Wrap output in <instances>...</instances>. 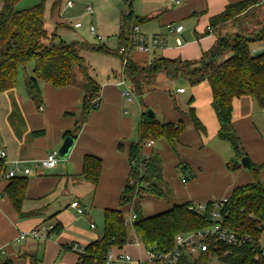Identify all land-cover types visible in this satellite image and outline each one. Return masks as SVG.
Returning <instances> with one entry per match:
<instances>
[{"label":"crops","instance_id":"obj_1","mask_svg":"<svg viewBox=\"0 0 264 264\" xmlns=\"http://www.w3.org/2000/svg\"><path fill=\"white\" fill-rule=\"evenodd\" d=\"M132 1L136 15L144 20L140 27L146 36L165 35L161 33L160 28L175 24L173 21L175 15L195 17L204 15L208 31L198 34L197 42L200 43L207 38L213 40L209 47H201L199 55L193 58L182 53L174 55L166 53L172 49L167 47L169 40L150 51L149 53H152L150 58L148 52H137L139 53L137 57L134 54L136 61L150 64L159 57L198 59L219 36L216 28H209V19L221 13L228 4L241 0H183L179 6H173L168 1L173 8L172 11L157 7L155 0H144V9V6L141 9L134 3L136 0ZM1 7L0 0V10ZM153 21L159 22V30L153 31L150 35L146 31L143 32L142 28ZM184 31L185 28L180 35ZM186 45L187 43L177 46L175 42L174 48L182 50ZM140 54L142 56H139ZM32 73L33 67L28 66L27 74ZM158 75L154 82L143 83L142 100L144 95L146 101L145 103L140 101L138 107H131L129 103L134 100L129 101L123 96L124 85L120 84L123 79L119 73H114L112 79L108 76L107 81L100 85L99 107L90 112L88 120L80 129L77 128V124L83 111L84 98L81 88L76 86L59 88L40 80L42 98L40 104H37L29 95L25 74L22 72L18 85L0 94V145L7 151L5 162L8 163L7 166H12L13 161L19 160L22 167L30 169L28 174L21 175L27 177L28 186L20 210L14 206L6 193L11 180L0 178V263L10 259L14 264H30L31 256H35L39 259L37 264H77L80 252L71 245L76 243L84 249L102 236L99 230L100 225L102 232L104 229L105 208H121L122 211L125 206L134 208L132 203L120 206V196L131 169L129 148L132 142L138 141L137 138H133V134L137 129L139 132L143 113H148L149 110L162 121H184L185 129L177 143L181 148V157L175 159V164L178 162L177 166L184 164L183 169L189 173L190 178H182L181 182L184 184L180 186L184 189L183 192L172 197V189L169 188L161 156L164 152L155 148L156 142L152 147L144 148L145 152L154 151L162 160L163 190L166 195L157 196L164 202H159L154 211L145 213L144 216L168 210L176 204L185 202L201 205L209 201L222 200L230 197L237 186L253 181L248 167L241 165L237 169H231L228 166L234 158V152L230 143L218 136L219 121L212 107V91L208 82L203 81L195 86L194 95L191 96L194 99L192 105L206 126L207 133L204 135L195 129L192 119L186 113L191 97L188 102L180 100V96L187 92L183 86L177 85L176 81L180 78L172 80L164 73ZM126 82L132 89L134 97L138 96L130 79ZM179 88H184V92H178ZM150 107L153 110L149 109ZM232 125L242 140L250 162L262 165L260 181L264 186V107L251 96L235 98ZM36 131L42 133L34 134ZM67 131H72L76 135L75 137L67 135L74 138L68 156L65 158L59 156L60 160L53 168L35 165L33 160L44 158L53 151L58 152L67 137L65 136ZM160 142L165 147L167 141ZM87 154L96 155L103 162L96 186L81 177L83 158ZM172 184L175 187L173 182ZM73 202H78L84 210L83 213L72 206ZM31 212L35 214H30ZM42 223L53 226L60 224L62 230L50 234L45 240L18 239L21 231H28ZM92 223L95 227L91 226ZM127 233L129 243L122 249L114 247L112 250L115 254L119 252L130 254L132 260L113 264H155L149 260L147 249L134 227L131 231L127 230Z\"/></svg>","mask_w":264,"mask_h":264},{"label":"trees","instance_id":"obj_2","mask_svg":"<svg viewBox=\"0 0 264 264\" xmlns=\"http://www.w3.org/2000/svg\"><path fill=\"white\" fill-rule=\"evenodd\" d=\"M21 0H1L0 10V94L14 88L19 83L20 72L25 74V83L29 95L40 104L42 91L40 80L49 82L56 87L76 86L84 92L83 111L77 124L80 127L88 120L92 110L100 105V84L92 76L90 65L79 53L76 43H68L59 39L54 32L46 27L45 0L27 8L16 9ZM128 9L121 16V32L117 53L120 50L133 48L131 29L143 23L134 11L132 0H125ZM262 0H241L228 4L225 9L209 19V27L216 28L229 21L236 23L253 17L256 8ZM247 30V29H246ZM264 42V26L255 33L238 36L232 41L225 36H218L214 44L204 51L198 59L183 60L181 58L159 57L154 59L147 68L139 67L131 58L124 65V74L131 81H136V92L141 95L144 85L141 84V73H164L169 79L187 80L191 85L207 81L212 91V107L219 121L218 136L230 143L234 158L228 163L231 169L241 166V159L248 157L242 140L232 125L233 101L241 96H251L260 106L264 107V51L253 52V43ZM99 49H102L101 47ZM230 55L225 57L226 54ZM123 60V59H122ZM32 64L33 73L27 74L28 66ZM147 75V76H146ZM193 97L189 100L186 113L193 121L195 129L200 134H206V126L198 117L192 105ZM185 129L184 121L168 122L143 113L139 126V140L132 142L129 148L130 173L125 188L120 196V206L135 202L136 219L133 227L146 249L169 251L173 248L178 234L195 231L213 224L210 210L213 201L207 202L208 211L198 214L191 211V202L176 204L172 208L149 216L142 215L141 200L148 194L166 196L163 190L162 160L154 151H150L146 169L141 171L144 162L145 149L142 144L146 140H166L176 151L177 143ZM42 133L36 131L34 134ZM74 132L67 131L65 136ZM102 159L93 154L83 158L81 177L93 186L98 184ZM253 181L234 188L227 203L220 210V223L236 233H250L259 236L264 231V186L260 181L262 165L250 162ZM8 166L0 160V178L7 172ZM11 183L6 193L14 206L20 210L25 198L28 179L25 176L10 178ZM135 180L137 185H131ZM149 181V186L143 182ZM168 187L167 185H165ZM30 214H35L31 212ZM104 231L95 241L84 247L80 252L77 264H106L107 254L114 247L122 249L129 243L126 221L121 208H105L103 210ZM62 230L60 224L55 225L52 233ZM210 243L208 251L202 253L194 261L184 257L177 264H208L211 253H217L221 261L228 264H264V260L255 261L250 246L233 250L232 254L222 255L226 246ZM39 259L31 256L30 264H37ZM0 264H14L10 259Z\"/></svg>","mask_w":264,"mask_h":264},{"label":"rangeland","instance_id":"obj_3","mask_svg":"<svg viewBox=\"0 0 264 264\" xmlns=\"http://www.w3.org/2000/svg\"><path fill=\"white\" fill-rule=\"evenodd\" d=\"M67 1L69 0H45V18H46V27L49 32H54L58 35L59 39L64 40L68 43H76L78 46L79 53L87 60L90 65L92 76L98 81L101 85L102 83L107 81L108 76L113 78L114 73L118 74L122 77V79H130L127 78L124 74V65L122 57L117 53L120 41V32H121V16L122 13L128 9V4L125 0H70L74 2L72 7L67 6ZM129 1V0H128ZM157 3V7H164L168 11H172V6L168 3L169 0H155ZM41 2V0H21L16 9H23L27 7H31L37 3ZM135 4L139 5L142 9L145 8L144 0H136ZM92 5L94 7V14H90L87 12V6ZM168 5V6H167ZM136 6V5H135ZM154 7V6H153ZM153 9V8H152ZM172 21V20H171ZM175 24H183L185 31L180 38L183 43L186 44V47L182 50L174 48L177 35L171 33L167 27L160 28L161 33L163 32L165 36H168V46L171 47V50H168V54H181L189 57H197L200 52V48H207L212 43V38H207L200 43L197 42L196 36L198 34H204L208 30L206 17L200 16H181L175 15L173 19ZM75 23H81V27H75ZM94 26L96 29V34H92L90 32V27ZM264 26V0L260 2L256 8L255 15L251 18L244 20L240 23H236L234 21H229L224 25H219L216 27V31L219 36H225L229 38L231 41L236 39L238 36H247L251 35V33H255L260 30ZM247 29V30H246ZM143 32L146 31L147 34H152L153 31L159 30V22L153 21L147 24L142 28ZM207 30V31H206ZM97 36H100L99 40ZM102 49H99V48ZM166 47V46H165ZM253 52L258 53L260 51H264V42H257L252 44ZM255 47V48H254ZM149 53V52H148ZM135 56L139 53L133 52L130 55V58L141 68H147L150 64L142 63L141 61H136L134 59ZM150 56L152 53L148 54ZM230 55L226 54L225 57ZM139 56H142L140 54ZM137 57V56H136ZM154 61V60H153ZM31 68V64L29 65ZM122 68V70H121ZM121 71V72H120ZM141 73V84L144 82L151 83L154 82V78H158V74L154 72H149L148 76L146 69L144 71H140ZM19 78H22V72H20ZM148 78V79H147ZM22 80V79H21ZM131 81V80H130ZM177 85H181L186 89V94L184 96H180V100H186L188 102L189 98L194 95V87L198 86L202 82L191 85L187 80L180 78L176 81ZM128 84V83H127ZM131 85L134 88V92H136V81H131ZM160 87V83L158 84ZM165 89V87H162ZM133 102L129 103L131 107H138L140 101H146V96L142 94L135 96L133 98ZM183 103V102H182ZM149 109H152L151 107ZM148 109V110H149ZM147 110V111H148ZM153 110V109H152ZM140 115V113H139ZM135 134H133V138L139 140V132L138 129L135 130ZM164 139L156 140L155 148L159 149L161 152V156L163 159V163L165 166V171L167 176V181L169 182V188L172 189V197L175 194H179L183 192V188L180 186L183 185L182 178L188 177L189 173L183 169L184 164L177 166L175 164V159H179L181 157L180 146L177 145L176 151L170 146L168 142H166L165 147H163V143L160 142ZM178 173V174H177ZM179 175V176H178ZM190 176V175H189ZM190 178V177H188ZM172 181L175 184H172ZM159 202H164L162 198H159L153 194H149L146 198H143L140 202L142 215L145 213L154 211L158 207ZM132 206H135V202H132ZM134 209V208H133ZM133 209L129 206H125L123 208V214L126 221L127 230L131 231L133 227ZM135 210V209H134ZM100 233L103 234L101 225H100ZM104 231V229H103ZM208 264H228L221 261L219 255L217 253H211Z\"/></svg>","mask_w":264,"mask_h":264},{"label":"built area","instance_id":"obj_4","mask_svg":"<svg viewBox=\"0 0 264 264\" xmlns=\"http://www.w3.org/2000/svg\"><path fill=\"white\" fill-rule=\"evenodd\" d=\"M171 5L179 6L183 3V0H169ZM67 6L72 7L74 5L73 1H67ZM87 12L90 14H94V7L90 4L87 6ZM75 27H81V23H75ZM210 28V27H209ZM167 29L175 34L180 35L184 26L182 24H168ZM90 32L92 34H96V29L94 26L90 27ZM131 39L134 40L133 48H125L123 47L120 50L123 59V65H126L128 59L132 52H150L160 46H162L165 42L168 41V36L154 34L152 36H146L142 33L140 25H135L131 29ZM100 40L101 37L97 36ZM176 45L182 46L184 45L182 39L180 37H176ZM254 51V50H253ZM121 85H124V89L122 91L123 96L131 101L133 100V92L132 89L126 82V79H123L120 82ZM178 92H184V88H179ZM154 140H146L143 142V148H150L154 145ZM7 157L6 149L0 145V160L5 162ZM60 160L57 151H53L48 154L46 157L41 159L33 160L35 165L44 168H53L55 167ZM149 160V153H144V162L141 164V171L143 172L146 169V163ZM8 165L7 162H5ZM132 164H136L134 160L131 161ZM12 166H8L7 172L3 177L12 178L15 176L26 175L30 172V169L27 167L21 166V161L15 160L12 162ZM185 182L186 180L183 179ZM131 185H137L135 180H131ZM143 186H149L150 182L145 181L142 183ZM229 197H225L222 200L213 201V206L210 210V216L213 220V224L195 231L186 232L178 234L175 238L174 246L169 251H161V250H149L147 249V254L149 260L153 261L155 264H177L184 257H187L191 260L197 259L202 253L206 252L210 248V243L214 242L215 249L218 250V243H221L226 246L224 252H222L223 256L228 254H232L233 250L241 249L245 246H250L254 253L255 261H259L260 259L264 260V231L259 236H253L250 233H236L234 231L229 230L226 227H223L220 223L221 214L220 210L227 203ZM72 206L75 207L78 212L83 213V208H81L78 202H73ZM189 209L191 211H195L198 214H204L208 211L207 203L201 205H190ZM136 214H132V221L136 219ZM92 227L95 225L92 223ZM53 225L42 223L28 231H21L19 233L18 239L23 240L27 238L36 239V240H45L50 236V232L53 229ZM71 247L77 251L84 252V249L78 244L74 243ZM132 256L127 253L119 252L117 254L114 253L113 250H110L107 254L106 264H113L115 262H123V261H131Z\"/></svg>","mask_w":264,"mask_h":264},{"label":"water","instance_id":"obj_5","mask_svg":"<svg viewBox=\"0 0 264 264\" xmlns=\"http://www.w3.org/2000/svg\"><path fill=\"white\" fill-rule=\"evenodd\" d=\"M148 114L151 116H154V113L151 110L148 111ZM73 143H74V138L72 136H67L64 139V142H63L61 148L58 150V155L61 158H65L66 156H68V154H69V152L73 146ZM240 163L242 166L248 167L250 165L249 157H243L241 159Z\"/></svg>","mask_w":264,"mask_h":264}]
</instances>
